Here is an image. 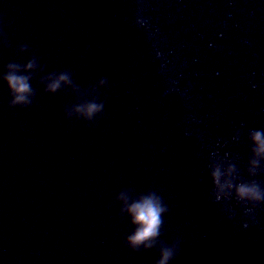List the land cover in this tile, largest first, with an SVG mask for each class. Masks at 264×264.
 I'll return each mask as SVG.
<instances>
[{"label":"water","instance_id":"1","mask_svg":"<svg viewBox=\"0 0 264 264\" xmlns=\"http://www.w3.org/2000/svg\"><path fill=\"white\" fill-rule=\"evenodd\" d=\"M33 56L43 70L29 108H9L0 80V264H155L157 249L124 245L125 189L163 198L159 239L180 241L169 264H264V204L245 226L208 175L235 163L249 179L264 0H0V75ZM62 70L77 87L44 92L38 81ZM97 93L92 123L65 118Z\"/></svg>","mask_w":264,"mask_h":264},{"label":"clouds","instance_id":"2","mask_svg":"<svg viewBox=\"0 0 264 264\" xmlns=\"http://www.w3.org/2000/svg\"><path fill=\"white\" fill-rule=\"evenodd\" d=\"M18 52L28 51L26 45H21ZM43 69L39 67L38 60L35 56L31 57L24 64L9 62L4 67V72L0 75L9 90V108H29L36 95L31 81L37 71ZM102 85H107L105 77L99 78ZM38 83L43 86L44 92L56 94L63 92L65 89L77 87L67 70L49 73L42 77ZM67 86V87H66ZM71 108V113L69 109ZM104 103L98 99V93L91 100L80 103L76 102L71 106L64 108L66 119L83 120L92 123L98 116L103 113ZM247 138L251 145L250 157L247 165V175L249 179L241 176L235 163L228 166L227 173L221 171L219 166L208 164V175L212 182L214 190L223 191L225 188L232 190L225 195L229 201H234L238 206L245 208V217L247 221L252 219L251 213L261 204H264V184L255 179L261 172H264L262 161H264V129H253L247 133ZM230 177L221 182L222 176ZM130 189L120 191L115 199L120 207L118 214L123 216L127 213L129 222L132 225V231L125 237L124 245L132 252L158 250L159 258L155 264H169V261L177 258L179 253V240H174L170 245L160 241L162 235L161 229L164 225L163 217L168 212L167 205L163 198L153 190L141 193L135 197L129 195ZM220 195L215 196L219 201Z\"/></svg>","mask_w":264,"mask_h":264}]
</instances>
